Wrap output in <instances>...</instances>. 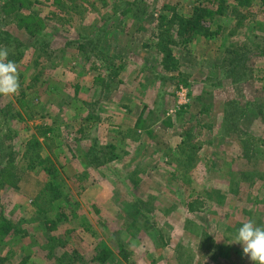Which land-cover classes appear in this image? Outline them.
I'll return each mask as SVG.
<instances>
[{
    "label": "rangeland",
    "instance_id": "374dc122",
    "mask_svg": "<svg viewBox=\"0 0 264 264\" xmlns=\"http://www.w3.org/2000/svg\"><path fill=\"white\" fill-rule=\"evenodd\" d=\"M204 1L217 33L163 72L150 29L195 0H0V264H253L231 241L264 225V0Z\"/></svg>",
    "mask_w": 264,
    "mask_h": 264
},
{
    "label": "trees",
    "instance_id": "16d2710c",
    "mask_svg": "<svg viewBox=\"0 0 264 264\" xmlns=\"http://www.w3.org/2000/svg\"><path fill=\"white\" fill-rule=\"evenodd\" d=\"M237 2L240 6L247 8V10L253 5V0H237ZM216 13L217 12L209 5V2L195 0V5L188 18H184L176 12L171 13L170 16L162 12L156 16V22L150 29V37L154 39L155 48L160 56L159 65L163 72H171L175 68L176 58L173 54L172 47L178 46L182 42L192 41L197 37L208 38L217 33V31L213 32L211 28ZM8 59L11 60L10 58ZM41 129H43V131L39 135L44 136L48 129ZM187 137L190 140V136ZM110 148L109 153L114 155L112 151L113 146H110ZM185 157L188 159L185 162V166L190 167L195 160L194 154L189 151ZM32 166L33 164H31V167ZM43 169L47 175L46 182L39 194L36 195L34 204L37 213L48 214L54 209L55 204L62 199V192L58 184L54 183L56 179L54 170L46 166ZM13 177L14 176L8 172V168L1 170L0 190L4 186L10 185L13 181ZM66 201L67 199H65V203ZM62 217L66 216L63 212H60L57 214L56 220H61Z\"/></svg>",
    "mask_w": 264,
    "mask_h": 264
},
{
    "label": "clouds",
    "instance_id": "9594fccd",
    "mask_svg": "<svg viewBox=\"0 0 264 264\" xmlns=\"http://www.w3.org/2000/svg\"><path fill=\"white\" fill-rule=\"evenodd\" d=\"M9 50L0 47V95H14L19 91L18 66L8 59ZM231 243L240 244L242 252L253 264H264V225L246 220L237 229Z\"/></svg>",
    "mask_w": 264,
    "mask_h": 264
}]
</instances>
